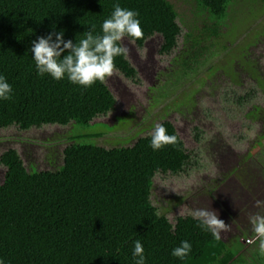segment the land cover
Returning a JSON list of instances; mask_svg holds the SVG:
<instances>
[{"label":"trees","instance_id":"trees-1","mask_svg":"<svg viewBox=\"0 0 264 264\" xmlns=\"http://www.w3.org/2000/svg\"><path fill=\"white\" fill-rule=\"evenodd\" d=\"M184 1L193 4L190 23L169 0H0V74L12 88L11 98L0 100V128L74 126L72 144L64 150V163L56 171H27L15 150L1 156L6 167L0 185V259L4 264H135L132 252L137 240L144 248L146 264H247L230 245L202 230L192 216L178 217L172 224L153 206L156 174H179L189 162L172 123L160 124L176 142L158 151L150 147L151 135L131 147L107 149L79 143L103 134L81 135L78 127H89L115 108L107 77L88 88L67 78L57 81L38 75L31 56L33 42L49 34L55 42L61 30L62 39L73 44L93 31L92 26L94 35H102L101 25L117 3L138 13L143 35L128 38L140 47L157 34L163 39L161 53L169 54L178 46L181 26L187 29L185 52L179 60L184 73L194 70L209 51L226 52L224 71L232 69L264 33V0ZM261 17L260 28L250 30V22ZM245 25L243 31L248 36L252 31L253 41L230 51L228 43ZM242 62L243 71L255 77L264 91V79L254 64ZM113 63L114 70L125 77L135 76L126 54L114 57ZM257 110L250 115L256 117ZM184 240L192 251L180 260L171 253Z\"/></svg>","mask_w":264,"mask_h":264},{"label":"rangeland","instance_id":"rangeland-1","mask_svg":"<svg viewBox=\"0 0 264 264\" xmlns=\"http://www.w3.org/2000/svg\"><path fill=\"white\" fill-rule=\"evenodd\" d=\"M169 1L188 23L193 20L192 3ZM240 8L237 6V10ZM262 20L263 17L250 22V30L260 28ZM197 21L202 23L201 18ZM245 27L231 39V44L228 43L230 51L237 52L239 46L253 41L250 39L252 31L248 36L243 31ZM181 28L178 46L169 54L161 53L163 40L158 35L149 38L143 47L128 37L123 38L120 44L127 48L126 58L135 76L128 78L114 70L106 79L116 101L114 110L95 118L89 127L76 129L81 135L103 134L98 139H83L79 143L110 149L131 147L139 138L150 136L157 124L172 123L189 155V162L179 174H156L151 195L158 214L172 224L178 217L192 216L196 210L218 212L219 193L224 190L223 193L234 198L226 187L236 179L241 181L249 198L255 200L256 188L252 186L259 172L264 176V119H261L264 91L258 80L241 66L242 61L253 63L254 70L264 79V33L248 48L242 61L240 57L236 59L232 69L224 71L226 52L209 51L203 54L194 70L184 73L179 60L185 52L187 29ZM234 74L237 81L233 79ZM256 107L259 108L257 116H251ZM73 131V123L44 125L27 131L17 126L0 128V158L6 151L15 150L27 171H56L64 163V150L72 144ZM5 175L6 167L0 162V185ZM237 185L240 188V184ZM230 216L231 221L237 223L238 216ZM228 236L229 241L234 239L232 233ZM239 237L241 235H238V247L244 249L242 240L246 236ZM231 249L237 250L235 243ZM249 264H264V256L251 257Z\"/></svg>","mask_w":264,"mask_h":264},{"label":"clouds","instance_id":"clouds-1","mask_svg":"<svg viewBox=\"0 0 264 264\" xmlns=\"http://www.w3.org/2000/svg\"><path fill=\"white\" fill-rule=\"evenodd\" d=\"M113 7L111 16L101 25L102 35H94V26H92L93 31L87 32L76 44L62 39L63 30L56 33L55 42L52 41L51 34L47 38L40 37L38 42H33L30 51L37 74L40 76L47 74L57 81L67 78L72 84L84 88L96 82L104 83L106 77L113 74L114 57L127 52V48L118 42L125 37L139 39L143 35L140 21L137 19L138 13L121 8L118 3ZM66 51L67 54L62 55ZM11 95V85L0 74V100H9ZM175 142L176 137L169 135L162 124H157L153 128L150 139V147L153 151L161 150L164 146ZM259 204L260 202L257 201V206ZM192 216L198 221V226L202 230L210 232L213 238L220 239V231L224 229L225 224L218 219L214 211L200 209L194 211ZM249 219L259 241V254L264 256V216L257 214ZM191 251V244L184 240L172 250L171 255L184 260ZM132 256L135 264H146L144 248L139 240L134 242ZM0 264H4L3 259H0Z\"/></svg>","mask_w":264,"mask_h":264},{"label":"crops","instance_id":"crops-1","mask_svg":"<svg viewBox=\"0 0 264 264\" xmlns=\"http://www.w3.org/2000/svg\"><path fill=\"white\" fill-rule=\"evenodd\" d=\"M259 174L260 172L258 173V179L252 186L254 187V189L256 188L255 200L249 198L248 192L241 185V181L239 180L240 182L238 181V183L236 179L234 182L230 181L229 185L226 187L227 190H230L231 193L235 195V197L233 198L229 193H223L224 190L222 193H219V208L218 212H216L217 215L219 213L218 219L220 217V219L225 224L224 229L220 231V239L230 246H233V244L235 243V247L237 249L236 252H238V254L241 256L239 258H242L243 261L247 264L251 262V257L259 256V252L257 253L256 251L259 247V241L256 238V234L252 230V224L250 223L249 219L251 216L257 214H262L264 216V212H258L261 209H263L264 211V176H261V174ZM237 184H240V188H238ZM248 184V186L251 185V183ZM257 201L260 202L259 206H257ZM244 211H247L248 214H246ZM230 215L238 216L237 223H233L231 221ZM239 216L242 217L240 218ZM231 233L232 235H234V239L232 241H229L228 234L231 236ZM238 235H241V237H243L244 235L246 236L245 239L239 237L243 239L242 245L244 246V249H240L238 247ZM247 240H253V242L251 241L250 243H247Z\"/></svg>","mask_w":264,"mask_h":264}]
</instances>
